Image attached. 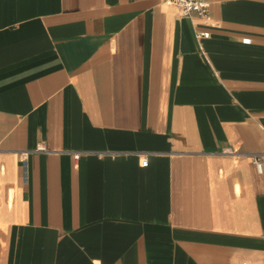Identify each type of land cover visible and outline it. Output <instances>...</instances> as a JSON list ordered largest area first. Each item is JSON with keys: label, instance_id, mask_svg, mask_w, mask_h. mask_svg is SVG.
I'll use <instances>...</instances> for the list:
<instances>
[{"label": "crops", "instance_id": "obj_1", "mask_svg": "<svg viewBox=\"0 0 264 264\" xmlns=\"http://www.w3.org/2000/svg\"><path fill=\"white\" fill-rule=\"evenodd\" d=\"M207 1L0 0V264H264V0Z\"/></svg>", "mask_w": 264, "mask_h": 264}, {"label": "built area", "instance_id": "obj_2", "mask_svg": "<svg viewBox=\"0 0 264 264\" xmlns=\"http://www.w3.org/2000/svg\"><path fill=\"white\" fill-rule=\"evenodd\" d=\"M166 3L177 6L181 14L184 16H202L207 17L210 10V2L207 0H164ZM198 37L209 36L207 31L198 32ZM38 150H45V146H39ZM26 159V155L23 156V160ZM148 160H144V164H147ZM255 163L259 172L264 171V159L262 155L258 154L255 157Z\"/></svg>", "mask_w": 264, "mask_h": 264}]
</instances>
